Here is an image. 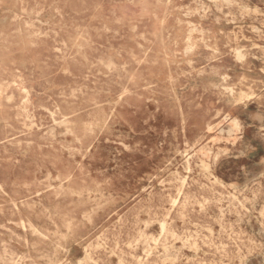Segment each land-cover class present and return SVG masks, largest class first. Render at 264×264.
I'll return each instance as SVG.
<instances>
[{"label":"rangeland","instance_id":"obj_1","mask_svg":"<svg viewBox=\"0 0 264 264\" xmlns=\"http://www.w3.org/2000/svg\"><path fill=\"white\" fill-rule=\"evenodd\" d=\"M0 264H264V0H0Z\"/></svg>","mask_w":264,"mask_h":264},{"label":"bare ground","instance_id":"obj_2","mask_svg":"<svg viewBox=\"0 0 264 264\" xmlns=\"http://www.w3.org/2000/svg\"><path fill=\"white\" fill-rule=\"evenodd\" d=\"M217 181V180H216ZM178 187V186H177Z\"/></svg>","mask_w":264,"mask_h":264}]
</instances>
